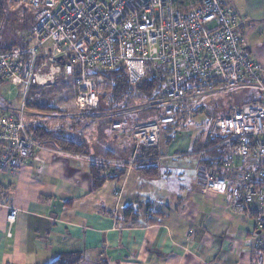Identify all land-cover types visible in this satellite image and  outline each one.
<instances>
[{
  "label": "crops",
  "instance_id": "crops-1",
  "mask_svg": "<svg viewBox=\"0 0 264 264\" xmlns=\"http://www.w3.org/2000/svg\"><path fill=\"white\" fill-rule=\"evenodd\" d=\"M224 1L247 19L239 29L244 50L260 64L264 77V0ZM5 83L22 90L10 81H1L0 87ZM30 90L26 127L38 125L84 141L88 152L70 153L39 143L33 157L16 171H0V264H48L73 252L82 255L81 264H252L258 235L253 219L234 212L230 186L209 192L197 176L200 164L229 179L241 167L252 168L242 166L235 143L221 137L213 122L207 131L174 129L170 141H159L156 156L126 165L140 152L127 137L114 133L111 140L94 118L79 116L74 102L76 113L67 106L45 105L40 91L34 86ZM245 93L237 92L240 99ZM255 96L250 92V98ZM224 101L230 100L211 103L218 111L213 118L225 114ZM159 108L160 116L163 107ZM141 113L138 107H129L113 114L110 122L149 118ZM183 156L196 162L188 166L180 160ZM92 165L106 179L97 188ZM139 166L156 167V177L145 178L137 171ZM119 172L123 175L114 177ZM10 207L17 209V217L8 237ZM127 209L131 212L126 215Z\"/></svg>",
  "mask_w": 264,
  "mask_h": 264
},
{
  "label": "built area",
  "instance_id": "built-area-1",
  "mask_svg": "<svg viewBox=\"0 0 264 264\" xmlns=\"http://www.w3.org/2000/svg\"><path fill=\"white\" fill-rule=\"evenodd\" d=\"M8 1H24L35 15L31 28L20 33L24 47L0 49V80L24 91L19 110H0V171H16L41 147L24 121L33 86L52 89L59 78L73 77L74 104L84 117L98 106L103 72L122 68L135 85L154 66H166L169 77L158 102L162 114L115 121L105 129L127 137L135 151L157 147L166 124L184 128L209 100L252 91L255 97H234L213 122L220 136L235 143L242 166L252 168L241 167L233 179L203 164L196 172L206 191L230 186L234 212L250 216L258 231L252 264H264V77L260 64L244 50L239 29L247 19L224 0ZM137 153L125 163H134ZM16 217L17 209L8 208V237Z\"/></svg>",
  "mask_w": 264,
  "mask_h": 264
},
{
  "label": "rangeland",
  "instance_id": "rangeland-1",
  "mask_svg": "<svg viewBox=\"0 0 264 264\" xmlns=\"http://www.w3.org/2000/svg\"><path fill=\"white\" fill-rule=\"evenodd\" d=\"M2 2L4 5L5 16L0 28V45H10L21 41L20 33L29 29V27L34 21L35 12L31 10L24 1L12 3L8 0H2ZM39 53H38V58H40ZM98 90H99V94L101 96L102 95L105 96L106 98H109L111 95V85L107 82L102 81L101 83H99ZM0 92H1L0 106L3 105L5 107H10L6 110L1 109L0 107V110L6 112H13L19 110L24 96L23 90L19 89L18 87H13L8 83H5L3 86L0 87ZM30 92H32V90H30ZM30 92L26 96V103L29 101V97L31 95ZM40 95H42L41 97L45 105L58 107V108L61 106H67L70 109L68 110L69 112L72 111L76 113V110L72 106L76 95V87L73 82V77H70L67 80L59 78L54 88L47 89L44 92H40ZM236 96H239V94L230 95V101L226 103V105H223V107L228 108L234 102V97ZM223 99L227 100L228 97L213 99L212 102H217L220 105L221 100ZM211 103L210 104L205 103L203 105V112L201 113L197 112L196 114H193L187 125L183 128V131H186L187 129L194 130L196 128H198V130L207 131L209 129L210 124L214 122L215 118L218 117L217 115L213 118V116L218 111L213 107V105H211ZM155 104L154 103L148 104L147 101L142 96H138L136 94L134 95V97L131 98L129 97L127 100L124 97L123 99L110 104L107 102V100L103 101L102 99H100V101L98 102V106L95 109H93L94 111L92 110L89 111L90 113L89 114L87 113L88 115L85 116L86 118L87 117L94 118V120L97 121V125L99 123L102 124L103 127L107 128L109 124L113 122V121L110 122L111 121L110 117L111 116L113 117V114L117 115V113L129 107L132 108L138 107L139 109H142ZM67 107H65L64 109H67ZM27 108L28 105L25 108V113ZM55 111H58V113H62V110L60 111L58 109H55ZM227 111L228 109L226 110V112ZM148 112L149 110H142V113L148 114L147 116L149 117L148 119H152L153 117L159 116V110H154L153 112H149V113ZM220 115H222V113H220L219 116ZM24 119L28 120L29 118L28 116H24ZM106 128H103L104 136L110 138L111 140L114 139V133L108 134L107 132H105ZM165 133L166 131L165 132L162 131L160 140L163 139V141L164 140L166 141L167 134ZM137 156L138 153L135 157ZM180 160L187 162L186 165L188 166H190L191 164L190 162H192L193 164L196 162L190 156H183ZM132 164L128 163L126 165H132Z\"/></svg>",
  "mask_w": 264,
  "mask_h": 264
},
{
  "label": "trees",
  "instance_id": "trees-1",
  "mask_svg": "<svg viewBox=\"0 0 264 264\" xmlns=\"http://www.w3.org/2000/svg\"><path fill=\"white\" fill-rule=\"evenodd\" d=\"M177 5L180 6L179 1H177ZM4 16H5L4 5H3L2 0H0V28H1V24L3 22ZM31 26L29 27V29L31 28ZM25 45L26 43L21 39V41L10 44V45H0V49L9 50L13 47H24ZM102 76H103V82H107L111 85V95L109 98H106L103 95L101 96L98 90L99 101L100 99H102L103 101L107 100V102L110 104L113 102H117L123 99L124 97L127 100L129 97L130 98L134 97V95L136 94L138 96H142L147 101L148 104L156 103L155 105L148 106L146 108L141 109V110H149V112H153L154 110L160 109L157 103L161 99L162 90L164 88L167 78L169 77V71L166 66L156 65L152 68L151 71L147 72L146 76L139 83L135 85L129 84L126 73L122 68L114 70V71L103 72ZM1 81L2 80H0V82ZM36 89H38V91L40 92L45 91V90H40L39 88H36ZM245 92L246 93L244 95V98L246 96H249L250 92L252 91L247 90ZM235 98L240 99V96H236ZM27 105H28V102L26 103V106ZM46 109L52 110V108L50 107ZM174 126H175L174 124H169L167 126L171 130L166 129V134H167L166 142L170 141V139L172 138L171 131L175 129ZM26 129L38 143H49V144H52L58 147L59 149L63 151L70 152V153L86 154L88 152L87 146L84 141L66 138L61 135V132L55 133L53 131H49L46 128L42 126H38V125L26 127ZM213 142H214L213 140H210L209 143L213 145L214 144ZM156 148L157 147L139 148L140 152H138V156L136 157L134 164L138 162L143 164L150 157L156 156L155 154ZM137 171L145 178H154L157 175L156 167H153V166H139L137 167ZM91 172H92V177H93V187L94 188L100 187L106 180L105 177L101 176L100 169L97 168L95 165L91 166ZM122 175H123V172H119L114 177H120ZM125 212L127 215L129 212H131V209H127ZM81 262H82V255L80 253L73 252V253H63L48 264H81Z\"/></svg>",
  "mask_w": 264,
  "mask_h": 264
}]
</instances>
